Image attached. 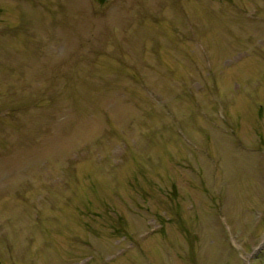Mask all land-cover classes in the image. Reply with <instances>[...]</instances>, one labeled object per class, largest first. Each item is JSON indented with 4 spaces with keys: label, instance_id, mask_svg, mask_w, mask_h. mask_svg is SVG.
<instances>
[{
    "label": "rangeland",
    "instance_id": "1",
    "mask_svg": "<svg viewBox=\"0 0 264 264\" xmlns=\"http://www.w3.org/2000/svg\"><path fill=\"white\" fill-rule=\"evenodd\" d=\"M0 264H264V0H0Z\"/></svg>",
    "mask_w": 264,
    "mask_h": 264
}]
</instances>
